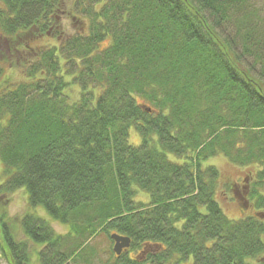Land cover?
<instances>
[{"label": "trees", "instance_id": "obj_1", "mask_svg": "<svg viewBox=\"0 0 264 264\" xmlns=\"http://www.w3.org/2000/svg\"><path fill=\"white\" fill-rule=\"evenodd\" d=\"M14 68L19 80L9 76ZM219 155L256 166L243 195L262 212L228 218L217 199L220 173L206 165ZM0 161V202L25 189L29 206L18 224L0 212L8 264H95L94 239L114 243L113 234L131 246L101 264L257 261L264 254L258 0H0ZM39 208L69 233L57 234Z\"/></svg>", "mask_w": 264, "mask_h": 264}, {"label": "rangeland", "instance_id": "obj_2", "mask_svg": "<svg viewBox=\"0 0 264 264\" xmlns=\"http://www.w3.org/2000/svg\"><path fill=\"white\" fill-rule=\"evenodd\" d=\"M258 6L262 8V14L264 16V0H258ZM63 26L68 29L70 32L72 29V22L69 18L64 16L63 18ZM47 44L46 40L36 44L44 45ZM4 69L7 68V65L2 63ZM9 68V67H8ZM11 70V71H10ZM9 76L13 78V80L20 79V71L14 69H10ZM77 88L74 87L70 89L68 92L71 100H75L78 98V93L76 92ZM141 142V138L136 132L135 129H131L130 133V143L132 145L138 146ZM170 158L174 159V156H170ZM206 165L215 166L220 173V180L218 183L217 190V199L223 208L225 214L233 221L239 220L241 218H247L250 216H255L257 213L262 212L263 210H258L253 206V204L248 201V198L244 197V187L248 185L250 180L256 175L257 168L253 167H241L234 165L231 163L226 157L219 155L210 159ZM4 173V166L0 161V183L6 180V175ZM246 195V194H245ZM137 198L148 202L150 199L149 194L145 192L139 191ZM8 201L0 202V212L6 216L7 221H11L13 224H18L21 221L22 217L28 212V195L25 192V189H21L10 196ZM6 203V209H3V204ZM3 209V210H2ZM35 214L43 217L47 221L52 224V228L59 235H66L69 233V227L67 225H63L59 222H55L43 209L39 208L35 211ZM1 215V214H0ZM2 216V215H1ZM1 234V233H0ZM18 236H20L18 234ZM21 238V236H20ZM0 239L1 235H0ZM94 249L96 254V262L95 264H101L108 258H114L112 256L114 243H111L110 240L104 235L94 239ZM115 254V253H114ZM116 255V254H115ZM134 256V254H132ZM36 260V257L33 258V261ZM264 254L258 258L257 261H251L250 264H264ZM0 264H8L4 257L1 256V245H0ZM83 264V263H80Z\"/></svg>", "mask_w": 264, "mask_h": 264}, {"label": "water", "instance_id": "obj_3", "mask_svg": "<svg viewBox=\"0 0 264 264\" xmlns=\"http://www.w3.org/2000/svg\"><path fill=\"white\" fill-rule=\"evenodd\" d=\"M112 239L114 241V252L117 256H121L122 253L129 249L131 246V238L128 236H121L118 234H113Z\"/></svg>", "mask_w": 264, "mask_h": 264}]
</instances>
